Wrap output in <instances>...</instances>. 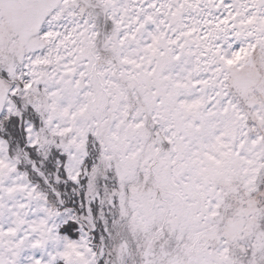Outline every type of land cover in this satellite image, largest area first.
Masks as SVG:
<instances>
[{
    "label": "snow or ice",
    "instance_id": "1",
    "mask_svg": "<svg viewBox=\"0 0 264 264\" xmlns=\"http://www.w3.org/2000/svg\"><path fill=\"white\" fill-rule=\"evenodd\" d=\"M0 264H264V0H0Z\"/></svg>",
    "mask_w": 264,
    "mask_h": 264
}]
</instances>
